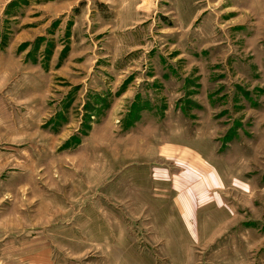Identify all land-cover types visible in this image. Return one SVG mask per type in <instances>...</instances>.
Listing matches in <instances>:
<instances>
[{"label": "rangeland", "instance_id": "obj_1", "mask_svg": "<svg viewBox=\"0 0 264 264\" xmlns=\"http://www.w3.org/2000/svg\"><path fill=\"white\" fill-rule=\"evenodd\" d=\"M0 264H264V0H0Z\"/></svg>", "mask_w": 264, "mask_h": 264}]
</instances>
